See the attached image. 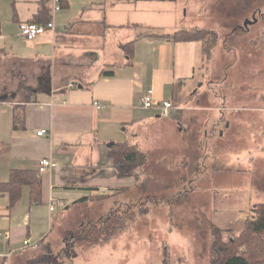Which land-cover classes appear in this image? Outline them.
Returning a JSON list of instances; mask_svg holds the SVG:
<instances>
[{
  "label": "crops",
  "instance_id": "obj_1",
  "mask_svg": "<svg viewBox=\"0 0 264 264\" xmlns=\"http://www.w3.org/2000/svg\"><path fill=\"white\" fill-rule=\"evenodd\" d=\"M41 1L0 0V183L19 170L34 172L41 180L38 201L32 200L29 185L15 204L8 193H0V264H43L37 256L42 250L59 249L70 237L75 241L85 225L105 218L95 216L102 203L110 202V209L114 201H126L133 182L137 188L142 176L139 181L117 177L109 152L112 143L136 145L147 155L140 142L149 128L154 140L150 146L159 151L173 150L159 145L172 143L176 135L191 132L194 137L200 130L194 123L198 115L184 128L178 110L166 118L159 109L139 103L150 92L158 101L171 99L176 83L191 84L203 68L202 42L174 43L160 36L196 26L185 19L179 0H68L55 13L56 33L28 40L21 26L40 12ZM132 40L134 56L128 63L122 45ZM103 70L112 74L103 76ZM71 82L77 87H70ZM96 101L105 107L98 109ZM15 107L24 112L23 129H14ZM258 107L264 112V106ZM234 116L226 121L224 136L240 124L241 116ZM194 144L188 141L187 148ZM43 158L54 163L45 173L39 171ZM52 200L57 203L54 210ZM28 239L39 246L25 245ZM84 244L78 246L86 250L83 259L75 252L65 264H121L122 259L116 263L100 256L87 261L106 243Z\"/></svg>",
  "mask_w": 264,
  "mask_h": 264
},
{
  "label": "rangeland",
  "instance_id": "obj_2",
  "mask_svg": "<svg viewBox=\"0 0 264 264\" xmlns=\"http://www.w3.org/2000/svg\"><path fill=\"white\" fill-rule=\"evenodd\" d=\"M177 2L184 8L188 23L222 35L198 77L174 96L184 128H190L198 115L194 123L200 130L194 137L189 132L176 135L170 144L159 145L173 149L169 151L150 146L153 131L146 130L140 146L147 151V160L137 177L139 181L141 175L142 182L137 188L133 179L121 182H133L126 201H114L110 209V202L102 203L95 216L106 214V218L114 211L141 205L149 206L150 211L87 261L100 256L116 263L122 259L121 264H164L169 251L170 264H211L212 236L203 212L227 236L232 231L238 234L253 206L264 202V112L257 110L264 106V0ZM230 113L242 118L224 136L226 121L235 117ZM205 123L207 135L203 133ZM235 130L245 135H236ZM188 141H195L192 149L187 148ZM161 161L171 166L156 164ZM257 186L263 190L256 191ZM94 225H85L74 237L85 236ZM70 238L61 248H46L37 256L47 264L46 257L74 246L82 260L86 250L78 246L84 242L76 239L77 248Z\"/></svg>",
  "mask_w": 264,
  "mask_h": 264
},
{
  "label": "trees",
  "instance_id": "obj_3",
  "mask_svg": "<svg viewBox=\"0 0 264 264\" xmlns=\"http://www.w3.org/2000/svg\"><path fill=\"white\" fill-rule=\"evenodd\" d=\"M137 2L140 0H130ZM61 9L66 8L68 0H59ZM51 0H42L40 12L28 23H48L52 20ZM134 26V25H133ZM2 24L0 23V34ZM172 42L200 41L203 45L204 65L211 59L212 52L220 42L222 35L209 28L192 27L177 30L173 33L160 35ZM128 58V63L132 62L135 49V41L132 40L122 45ZM112 71H104L102 75H111ZM185 85L183 81L174 85L172 100L175 105V95L182 90ZM170 117V116H169ZM167 118V117H166ZM24 112L18 107L14 108V129L25 128ZM110 157L119 178L138 177V169L146 163L147 157L139 147L126 142H114L109 147ZM25 185L31 186L32 200L38 201L41 194V180L36 173L26 170L12 171L7 182L0 183V193H8L11 203L15 204L21 197L22 188ZM103 198V197H100ZM147 205L138 206L136 209L129 207L124 211L110 213L99 224L84 236L75 237L79 241L90 246L102 245L112 240L117 235L126 231L133 222L140 216L147 215L150 211ZM205 221L209 225L212 236L211 264H264V202L256 203L251 215L245 220L243 229L235 234L225 236V232L211 218L203 212ZM231 232V231H228ZM75 242V241H74ZM76 243V242H75ZM74 246L65 248L60 255L51 254L44 260L47 264H64L65 258H71L75 254ZM64 254V255H63ZM167 258L170 254L168 251ZM166 250L164 251V256ZM64 256L63 261L60 259ZM165 258L164 264H170Z\"/></svg>",
  "mask_w": 264,
  "mask_h": 264
},
{
  "label": "built area",
  "instance_id": "obj_4",
  "mask_svg": "<svg viewBox=\"0 0 264 264\" xmlns=\"http://www.w3.org/2000/svg\"><path fill=\"white\" fill-rule=\"evenodd\" d=\"M53 5V12H52V20H50L48 23H24L21 26V34L28 40H34L39 35L45 34L46 32H52L56 33V25H55V13L61 9V5L59 0H51ZM70 87H77V85L74 82L69 83ZM139 103L141 106L145 108H157L160 111L161 116L163 117H169L171 115V112L176 108L174 105V102L172 99H166L162 101H158L154 97V93L150 92L146 95H143L139 98ZM94 105L98 109H103L105 107L104 104L96 101ZM47 131L41 130L38 132L39 135H43ZM54 166L53 160L50 158H43L40 161L39 171L41 173L47 172L49 169H51ZM60 204H63L62 202H58ZM56 202L55 200L51 201V210H54L56 208ZM8 238V236H6ZM25 245L31 246V247H38L39 244L37 242H32L29 239L25 240Z\"/></svg>",
  "mask_w": 264,
  "mask_h": 264
}]
</instances>
